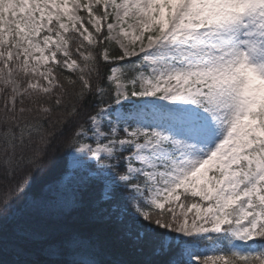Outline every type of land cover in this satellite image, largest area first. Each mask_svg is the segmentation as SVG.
I'll list each match as a JSON object with an SVG mask.
<instances>
[{"label": "snow or ice", "instance_id": "1", "mask_svg": "<svg viewBox=\"0 0 264 264\" xmlns=\"http://www.w3.org/2000/svg\"><path fill=\"white\" fill-rule=\"evenodd\" d=\"M0 264H264V0H0Z\"/></svg>", "mask_w": 264, "mask_h": 264}, {"label": "trees", "instance_id": "2", "mask_svg": "<svg viewBox=\"0 0 264 264\" xmlns=\"http://www.w3.org/2000/svg\"><path fill=\"white\" fill-rule=\"evenodd\" d=\"M65 74H67V73H65Z\"/></svg>", "mask_w": 264, "mask_h": 264}]
</instances>
